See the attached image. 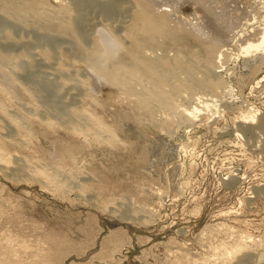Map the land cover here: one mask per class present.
I'll return each mask as SVG.
<instances>
[{
    "label": "rangeland",
    "instance_id": "374dc122",
    "mask_svg": "<svg viewBox=\"0 0 264 264\" xmlns=\"http://www.w3.org/2000/svg\"><path fill=\"white\" fill-rule=\"evenodd\" d=\"M66 1L44 0L42 8L17 20L0 13V264H181L189 253H210L207 264H222L210 251L214 254L224 239V248L246 239L255 245L249 254L227 258L229 264H264V50L245 53L240 47L242 39L264 29V0H228L226 10L212 0L205 5L120 0V8L111 7L112 0ZM137 1L168 12L172 27L188 29L198 39L218 37L211 21L228 24L229 41L221 47V61L209 66L166 46L155 33L156 46L143 50L162 61L159 72L145 69L148 74L139 81H128L135 83L136 95L161 90L166 104L152 101L151 114L131 119L124 117L133 112L130 105L120 100L125 88L97 78L77 43L91 47L105 26L123 36L132 20L129 6ZM65 3L73 7V25L86 34L81 40L49 27ZM76 5H86L84 17L74 13ZM105 39L97 54L105 57L94 62L100 69L125 53L118 42ZM188 46L202 50L193 41ZM10 76L20 92L7 86ZM85 115L104 119L97 121L102 135L72 128V119ZM71 147L77 152L66 155ZM69 156L70 164H61Z\"/></svg>",
    "mask_w": 264,
    "mask_h": 264
},
{
    "label": "bare ground",
    "instance_id": "6f19581e",
    "mask_svg": "<svg viewBox=\"0 0 264 264\" xmlns=\"http://www.w3.org/2000/svg\"><path fill=\"white\" fill-rule=\"evenodd\" d=\"M16 0H0V13H7V15H8V13H10V15L12 14L14 17H15V19L17 20V19H19V15L20 14H22V13H27V12H32V11H34L37 7H38V9L39 8H42L45 4V2H44V0H22V1H20V0H18V1H20L19 3H16L15 2ZM61 1V0H60ZM83 1V0H82ZM133 1V0H132ZM154 1V5H155V0H153ZM182 1V0H181ZM189 1V0H188ZM195 1H197L198 3H202V4H209V3H211L209 0H195ZM213 2H215V4H216V8H223V9H225L226 10V7H227V1L228 0H212ZM230 1V0H229ZM254 1V0H253ZM63 2H64V0H63ZM65 2H67L66 0H65ZM75 2V1H74ZM73 2V3H74ZM180 2V1H179ZM190 2V1H189ZM236 2V1H235ZM242 2H244V1H242ZM248 2V1H247ZM79 4H80V2H78ZM82 3V2H81ZM130 3V2H129ZM169 3V2H168ZM171 3V2H170ZM191 3H193V2H191ZM190 3V4H191ZM233 3V2H232ZM258 3V2H257ZM263 3H264V1H263ZM262 3V4H263ZM109 4V3H108ZM156 4H158V2L156 3ZM236 3H234V5H235ZM237 4H239V2L237 3ZM242 4V3H241ZM248 4V3H247ZM172 4H170V6H171ZM196 5V4H195ZM249 5V4H248ZM252 5V4H251ZM257 5V4H256ZM85 7H86V5H84ZM84 6H80V5H76V7L74 8L75 9V11H74V13H76L77 12V14L76 15H81V14H83L84 13V11L86 12V9H84ZM110 6L111 7H121V6H123L122 4H121V2H120V0H112L111 1V3H110ZM201 6V5H200ZM243 6V5H242ZM250 6V5H249ZM160 8H161V6H159ZM175 7V6H174ZM178 7V6H177ZM250 7H252V6H250ZM260 7H261V5H260ZM129 8H131V18H132V20H131V23L129 24V26H127V28L124 26L123 27V29L124 28H126L125 29V33H124V35L123 36H120L119 34V36L118 35H116V34H114V33H112L111 31H109L108 29H106L105 27H103V28H100L101 29V38H93V37H91V38H93L92 40H91V47H87V46H85V45H83V43L84 42H80V43H77V44H79V50H80V52L82 53V55L85 57V59L87 60V61H89L90 60V67H91V69H94V70H96L95 71V73H96V75L98 76L97 78H100V79H104L106 82H108V81H111V82H115V83H117V84H119V85H121V86H123V88H125L122 92V96H123V98H120V100H123V102L124 101H127L128 102V104L130 105V107H131V111H133V112H131V113H129V111L127 112V114H125L124 115V117L125 118H131V116L133 117V116H137L138 114L139 115H141V114H151V111H150V104H151V102L152 101H158V102H160V103H162V105L163 104H166V102L163 100V96H162V93H161V90H158V89H156V90H154V89H151L150 91L148 90H146V92H149V94L150 95H148V94H145L144 93V95H136V87L134 86V84L135 83H132V85H131V82L130 81H128V79H137L138 81H139V79H141L142 77H144L146 74H148V73H145V69L148 71V70H152L153 68L152 67H154V68H156V71H158L159 72V70H157V68L159 67V63H162V61H160L159 63L157 62V60H155L152 56H150L148 53H146V51H144L143 49L145 48H148V47H152L153 46V43H154V45L156 46V44H155V42L154 41H156V40H159V39H157V36L155 35V33H161V36L163 37V39H162V41H160V42H163V43H165L166 44V46L167 45H174V46H176V48H181L180 50L181 51H184L185 53L187 52H189L190 53V55H191V58H197V60H199L200 62H202L203 64H209V66L210 65H215L214 63H217V62H220L221 61V59L223 58V55H224V50H222L221 49V47L225 44V43H227L228 41H229V34H228V27L229 26H227L228 24H223L222 22H219L218 20V22L217 21H215V20H213V21H211V26H212V28H213V31L217 34V38L215 39V40H213V41H206V40H202L201 38L200 39H198V37H196V35L194 34V32L192 33L190 30H188V29H180V28H177V27H172L171 26V24H170V22H169V16L167 15V13H165V12H163L161 9V11L159 10V9H156L153 5H152V3H150L149 1H137L132 7H130L129 6ZM128 8V9H129ZM158 8V7H157ZM180 8V7H179ZM232 8H234V6L232 7ZM245 8V7H244ZM254 8V7H253ZM257 8V7H256ZM202 9V8H201ZM206 9V8H205ZM212 12H213V9L212 8H209ZM240 9V8H239ZM250 9V8H249ZM262 9V8H261ZM261 9H259V10H261ZM125 10V9H124ZM177 10V9H176ZM219 10V9H218ZM235 10V9H234ZM233 10V11H234ZM252 10V9H251ZM254 10V9H253ZM38 11V10H37ZM40 11V10H39ZM45 11V10H44ZM178 11V10H177ZM230 11V10H229ZM255 11V10H254ZM253 11V12H254ZM258 11V10H257ZM262 11V10H261ZM264 11V10H263ZM41 12H43V11H41ZM171 12V11H170ZM209 12V11H208ZM226 12V11H225ZM228 12V11H227ZM232 12V11H231ZM231 12H229V13H231ZM240 12H242V11H239V13ZM244 12L246 13V11L244 10ZM34 13H35V11H34ZM44 13V12H43ZM56 13V12H55ZM215 13V12H214ZM219 13V12H218ZM217 13V14H218ZM238 13V14H239ZM252 13V12H251ZM256 13V12H255ZM41 14V13H40ZM85 14V13H84ZM84 14L83 15H81V17H84ZM170 14V13H169ZM175 14V13H174ZM211 14H213V13H211ZM228 14V13H227ZM232 14H235V12L233 13H231V15ZM247 14V13H246ZM245 14V15H246ZM263 14V13H262ZM9 15V16H10ZM27 15H28V13H27ZM47 15V14H46ZM50 15V14H49ZM55 15V14H54ZM52 16V17H54V19L55 20H53L52 19V22H51V24H50V28H52L53 27V29L55 28V29H57V31L58 32H62V33H66V34H69V35H72V36H74V37H77L79 40H81V37H86V34H84L83 32H81L76 26H74L73 25V23H72V21H71V19H72V16H73V7L70 5H67L66 3L63 5V8L61 9V10H59L57 13H56V15L55 16ZM171 15V14H170ZM198 15L200 16L201 14H199L198 13ZM230 15V14H229ZM1 16V15H0ZM23 16V15H22ZM22 16H20V17H22ZM129 16V15H128ZM215 16V15H214ZM223 16V15H222ZM225 16H226V13H225ZM233 16V15H232ZM235 16V15H234ZM236 16H238L237 14H236ZM240 16V15H239ZM244 16V15H243ZM251 16V15H250ZM262 16V15H261ZM24 17V16H23ZM51 17V18H52ZM78 17V16H77ZM178 17V16H177ZM185 17V16H184ZM189 17V16H188ZM190 17H192L191 15H190ZM197 17V16H196ZM216 17V16H215ZM224 17V16H223ZM246 17V19H247V15L245 16ZM12 18V17H11ZM78 18H80V17H78ZM130 18V17H129ZM180 18V17H179ZM220 18H221V16H220ZM233 18V17H232ZM244 18V17H243ZM192 19H194V18H192ZM197 19V18H196ZM217 19V18H216ZM14 20V19H13ZM81 20H83V19H81ZM84 20H86V19H84ZM186 20H187V18H186ZM236 20V19H235ZM255 20V19H254ZM254 20L252 21V22H254ZM257 20V19H256ZM259 20V19H258ZM3 21V20H2ZM5 21V20H4ZM26 21V20H25ZM74 21V20H73ZM76 21V20H75ZM87 21V20H86ZM126 21V20H125ZM125 21H124V23H125ZM128 21V20H127ZM185 21V20H184ZM195 21H197V20H195ZM223 21V20H222ZM239 21V20H238ZM238 21H236L237 23H239ZM242 21V20H241ZM1 22V21H0ZM78 22V21H77ZM82 22V21H81ZM84 22V21H83ZM88 22V21H87ZM129 22V21H128ZM176 22V21H175ZM181 22H182V20H181ZM190 22V21H189ZM194 22V21H193ZM248 22V21H247ZM251 22V21H250ZM7 22H5V24H6ZM13 23V22H12ZM25 23H28V22H25ZM80 23V22H79ZM192 23V22H191ZM236 23V24H237ZM246 23V22H245ZM4 24V23H3ZM8 24V23H7ZM82 24V23H81ZM84 24H85V22H84ZM248 24V23H247ZM264 24V23H263ZM125 25V24H124ZM238 25H240V24H238ZM252 25V24H251ZM85 26H86V24H85ZM87 26H89V24L87 25ZM97 26V25H96ZM96 26H95V28H96ZM99 26V25H98ZM194 26V25H193ZM201 26V25H200ZM264 26V25H263ZM262 26V27H263ZM83 28H84V26H82ZM242 27H244V24H243V26ZM82 28V29H83ZM110 28V27H109ZM198 28H199V25H198ZM240 28V27H239ZM86 29V28H85ZM87 29H88V27H87ZM110 29H112V28H110ZM196 29V28H195ZM205 29H207V28H205ZM258 30H259V28H257ZM7 30V29H6ZM96 30V29H95ZM200 30V29H199ZM234 30V29H233ZM252 30V29H251ZM10 31V30H9ZM80 31V32H79ZM84 31V30H83ZM157 31V32H156ZM194 31V30H193ZM208 31V30H207ZM235 31V30H234ZM238 31V30H237ZM256 31V30H255ZM113 32H115V31H113ZM210 32V31H209ZM249 32V31H248ZM12 33V32H11ZM11 33H9V32H7L6 33V35L9 37L10 36V34ZM185 33V34H184ZM2 34H4V31H3V33ZM97 34V33H96ZM241 34V33H240ZM244 35H245V33H243ZM260 34V35H259ZM64 35V34H63ZM175 35V36H174ZM236 35V34H235ZM2 36H4V35H2ZM7 36H4V37H7ZM66 36V35H65ZM177 36H181L182 37V39L181 40H179L180 42L179 43H181V45H178L179 43H178V41H177ZM197 36H199V35H197ZM240 36V35H239ZM12 37V35L10 36V39H12L11 38ZM87 37L89 38V36L87 35ZM111 38V40L112 41H116V42H118L119 44H120V46H121V48H122V51H124L125 53L124 54H122L121 56H120V58H115V56H114V58L116 59V61L112 58L111 59V57H110V59H109V61L106 63V64H102V69H104V70H102V69H100V68H98L97 66H95V63L97 62L98 63V65H99V63H100V58L98 57L100 54V56H103V57H105L104 55H105V52L103 53L102 51V53H99V55L97 56V54H98V48L100 47V43L101 42H105V41H107L105 38ZM125 37H128L130 40L129 41H126L124 38ZM15 38V37H14ZM45 38H47V39H49L48 37H45ZM76 38V39H77ZM208 38H210V37H208ZM240 38V37H239ZM238 38V39H239ZM42 39V38H41ZM40 39V40H41ZM75 39V40H76ZM50 40V39H49ZM51 40H52V38H51ZM50 40V41H51ZM240 40V39H239ZM239 40H237V41H239ZM243 40V47L242 46H240L241 48H243V51L245 52V53H250V52H257V51H260V50H264V29H262V31H259V32H257L256 34H255V36H254V38H252L251 36L248 38V37H246V38H244V39H242ZM245 40V41H244ZM17 41V40H16ZM135 41V42H134ZM189 41H193V42H195V43H197L198 45H200V46H202V50L201 49H199L200 50V52H197V51H195V50H193L192 48L190 49L189 48ZM233 41V40H232ZM12 42V41H11ZM43 42V41H42ZM46 42H47V40H46ZM68 42V41H67ZM160 42L158 43V45L160 44ZM234 42V41H233ZM232 42V43H233ZM17 43V42H16ZM48 43H50V42H48ZM48 43H47V45H48ZM239 44H240V42H238ZM7 44V43H6ZM18 44V43H17ZM36 45V44H35ZM102 45H104V46H106L105 45V43L104 44H102ZM190 45H191V43H190ZM195 45V44H194ZM23 46H24V44H23ZM236 46V45H235ZM139 47V48H138ZM163 47V46H162ZM227 47V46H226ZM40 48V47H39ZM224 48V47H223ZM50 49H52V48H50ZM100 49V48H99ZM102 50H103V48H101ZM230 49V48H229ZM228 49V50H229ZM45 50H46V48H45ZM48 50V49H47ZM126 50V51H125ZM227 50V51H228ZM232 50V49H231ZM231 50H229V52L231 51ZM50 51V50H49ZM48 51V52H49ZM110 51V50H109ZM107 52V53H109V55H113V53L112 54H110V52ZM242 51V50H241ZM79 52V53H80ZM100 52V51H99ZM112 52V51H111ZM244 52H243V54H244ZM45 53V52H44ZM50 53H51V51H50ZM64 53V52H63ZM78 53V54H79ZM80 53V54H81ZM186 53V54H187ZM188 53V54H189ZM233 53V52H232ZM259 53V52H258ZM12 54V53H11ZM69 54V53H68ZM185 54V55H186ZM241 54H242V52H241ZM253 54V53H252ZM44 55H46L47 57H48V53H46V54H44ZM55 55V54H54ZM108 55V54H107ZM108 55V56H109ZM153 55V54H152ZM184 55V54H183ZM244 55H246V54H244ZM52 56V55H51ZM107 56V57H108ZM182 56V55H181ZM227 56V55H226ZM231 56V55H230ZM229 56V57H230ZM233 56V55H232ZM260 56V55H259ZM4 57V56H3ZM2 57V58H3ZM68 57V56H67ZM80 57H82L81 55H80ZM246 57V56H245ZM252 57V56H251ZM255 57V56H254ZM162 58V57H161ZM232 58V57H231ZM258 58V57H257ZM260 58V57H259ZM180 59V58H179ZM251 59V58H250ZM261 59V58H260ZM162 60H163V58H162ZM168 60V59H167ZM181 60V59H180ZM225 60V59H224ZM235 60H236V58H235ZM246 60V59H245ZM5 61H7V60H5ZM164 61V60H163ZM189 61V60H188ZM227 61V60H226ZM249 61V60H248ZM253 61V60H252ZM257 61V60H256ZM255 61V62H256ZM261 61H264V59L262 58V60ZM95 62V63H94ZM190 62V61H189ZM194 62H196V61H194ZM194 62H192L193 64H194ZM233 62V61H232ZM94 63V64H93ZM173 63V62H172ZM180 63V62H179ZM182 63V62H181ZM187 63V62H186ZM223 63V62H222ZM259 63V62H258ZM164 64H165V62H164ZM163 64V65H164ZM187 64H189V63H187ZM105 65H106V67H105ZM162 65V64H161ZM181 65H183V63L181 64ZM194 65H197L196 63L194 64ZM199 65V64H198ZM218 65V64H217ZM103 66H104V68H103ZM221 66V65H220ZM9 67V66H8ZM96 67V68H95ZM166 67V66H165ZM177 67V66H176ZM179 67H181V66H179ZM179 67H177V69L179 68ZM189 67H190V65H189ZM217 67V66H216ZM174 68V67H173ZM221 68V67H220ZM171 69V68H170ZM182 69V68H181ZM196 69V68H195ZM173 70V69H172ZM184 70V69H183ZM192 70V69H191ZM8 71V70H7ZM18 71V70H17ZM178 71V70H177ZM179 71H182V70H179ZM0 72H3V71H0ZM176 72V71H175ZM189 72V71H188ZM199 72V71H198ZM201 72V71H200ZM4 73H6V71H4ZM142 73V74H141ZM144 73V74H143ZM187 73V72H186ZM190 73V72H189ZM192 73V72H191ZM94 74V73H93ZM141 74V75H140ZM176 74V73H175ZM195 74V73H194ZM198 74V73H197ZM11 75H13V74H11ZM177 75V74H176ZM6 76L7 77H9V75L8 74H6ZM188 76H190V75H188ZM5 77V76H4ZM157 77V78H156ZM197 77V76H196ZM3 78V77H2ZM1 78V79H2ZM10 78L11 79H8V82H6V84H7V86H9V88L11 89V90H17L18 88H20L19 86H20V84L19 83H15L14 82V80L13 79H15V78H13V77H11L10 76ZM153 79H159L160 80V83H162V84H164L165 85V83H164V81H163V78L162 77H160V76H157V75H155L154 77H152ZM191 78V77H190ZM214 78V77H213ZM182 79H184V78H182ZM215 79V78H214ZM5 80V79H4ZM186 80H188V79H186ZM196 80V79H195ZM202 80V79H201ZM134 80H132V82H133ZM99 82V81H98ZM151 82V81H150ZM219 83V82H218ZM51 84V83H50ZM50 86H52V85H50ZM47 87H48V85H47ZM52 88V87H51ZM144 88V87H143ZM22 89V88H21ZM46 89V88H45ZM150 89V88H149ZM19 90V89H18ZM21 90H19V92H20ZM144 91V90H143ZM163 91V90H162ZM13 92H15V91H13ZM18 92V91H17ZM24 92V91H23ZM93 92V91H92ZM55 93V92H54ZM54 93H53V95H54ZM139 93V92H138ZM13 94V93H12ZM140 94H141V91H140ZM14 95H16V94H14ZM92 95V94H91ZM18 96V95H17ZM17 96H15V98L17 97ZM25 96V95H24ZM120 96V95H119ZM55 97H57V96H55ZM55 97H53V99L55 98ZM50 99H51V97H49ZM63 99V98H62ZM56 100V99H55ZM151 100V101H150ZM8 102V101H7ZM57 103V102H56ZM125 103V102H124ZM98 104V103H97ZM171 104V103H170ZM66 105V104H65ZM67 105H69V104H67ZM110 105V104H109ZM2 106V105H1ZM45 106V105H44ZM65 107V106H64ZM126 107H128V106H126ZM152 107V106H151ZM166 107V106H165ZM178 107H180V106H178ZM184 107V106H183ZM173 108V107H172ZM9 109V108H8ZM70 109L72 110H74V107L73 108H71L70 107ZM69 109V110H70ZM186 109V108H185ZM193 109V108H192ZM207 109V108H206ZM67 110V109H66ZM65 110V111H66ZM69 110H68V112H69ZM122 110V109H121ZM63 111V110H62ZM77 111H78V109H77ZM94 111H95V109H94ZM98 111V110H97ZM96 111V112H97ZM102 111V110H101ZM123 111V110H122ZM189 111V110H188ZM187 111V112H188ZM193 112L194 111H196V110H192ZM200 111V110H199ZM161 112V111H160ZM191 112V111H190ZM189 112V113H190ZM67 113V112H66ZM72 113V112H71ZM80 113H81V111H80ZM124 113H126V111L124 112ZM133 113V114H132ZM153 113V112H152ZM158 113V112H157ZM188 113V114H189ZM13 114V113H12ZM97 114H99L98 112H97ZM8 115V114H7ZM80 115V114H79ZM100 115V114H99ZM98 115V116H99ZM192 115H193V113H192ZM256 115V114H255ZM12 116V115H11ZM10 116V117H11ZM64 116V115H63ZM62 116V117H63ZM71 116V115H70ZM75 116V115H74ZM86 116V115H85ZM81 117V119H80V117L79 118H73L72 119V124H70V125H72V128H74V130H76V131H81V132H83L84 134H94V135H102V130H101V128L102 127H100V125H99V122H97V121H100V122H102L104 119H102V117H97V116H90V115H87L86 117ZM148 116V115H147ZM177 116V115H176ZM194 116V115H193ZM192 117V116H191ZM15 118V117H14ZM64 118V117H63ZM252 118V117H251ZM255 118V117H254ZM13 119V118H12ZM11 119V120H12ZM132 119V118H131ZM176 119V118H175ZM253 119V118H252ZM18 120H20L19 118H18ZM17 120V121H18ZM62 120V119H61ZM67 120V119H66ZM10 121V120H9ZM14 121V120H13ZM21 121V120H20ZM36 121V120H35ZM129 121V120H128ZM22 122V121H21ZM70 122V123H71ZM140 123V122H139ZM68 124V123H67ZM103 124H104V122H103ZM25 125H26V123H25ZM24 125V126H25ZM83 125L85 126L84 128L85 129H83ZM1 126V125H0ZM20 126V125H19ZM103 126V125H102ZM113 126V125H112ZM21 127V126H20ZM71 127V126H70ZM4 129V128H3ZM114 129V131L116 130L115 129V127L113 128ZM111 131V130H110ZM171 131V130H170ZM112 132V131H111ZM115 133V132H114ZM74 134V133H73ZM87 135V136H88ZM32 136V135H31ZM2 137V136H1ZM87 138V137H86ZM85 140V139H84ZM74 141V140H73ZM80 142V141H79ZM22 143V142H21ZM89 142L88 141H85V144H88ZM28 144V143H27ZM67 145H69V144H67ZM83 145V144H82ZM70 146L71 145H69V148H70ZM72 146H74V145H72ZM78 148H77V150L79 149V146H77ZM109 147V146H108ZM76 148V147H75ZM88 148H90V147H88ZM84 150V149H83ZM76 150L73 148L72 149V147H71V150H67V151H63V152H65V154L67 155V154H69V155H72V154H74V152H75ZM77 152V151H76ZM94 155V154H93ZM73 156H75V155H73ZM73 156L71 157V159H73ZM65 159H63L62 161H61V164H66V163H68L69 161H71V159H70V156L67 158V157H64ZM73 162H74V160H73ZM60 164V163H59ZM68 164H70V163H68ZM74 164H76V162L74 163ZM4 165V164H3ZM72 165V164H71ZM70 165V166H71ZM30 166V165H29ZM69 166V167H70ZM74 166V165H73ZM42 167V166H41ZM28 168V167H27ZM30 168V167H29ZM54 168H56V166L54 167ZM58 166H57V170H58ZM63 169V168H62ZM94 169V168H93ZM33 170V169H32ZM54 170V169H53ZM74 170V169H73ZM91 170V169H90ZM34 171H37V170H34ZM45 171H47V170H45ZM54 171H56V169L54 170ZM53 171V172H54ZM60 171V170H59ZM93 171H95V170H93ZM39 172V171H38ZM35 173V172H34ZM37 173V172H36ZM95 173V172H94ZM38 174V173H37ZM40 174V173H39ZM56 174H57V172H56ZM60 174V173H59ZM76 174V173H75ZM93 174V173H92ZM101 174V173H100ZM70 175V174H69ZM94 175V174H93ZM46 176H48V178L49 177H53V178H55L57 175H51V176H49L48 175V173H47V175ZM60 177V176H59ZM47 178V179H48ZM66 181V180H65ZM168 191V190H167ZM9 198V197H8ZM111 199V198H110ZM113 199V198H112ZM112 199H111V201H112ZM113 203H114V200H113ZM142 207V206H141ZM210 226V225H209ZM211 227V226H210ZM215 227V226H214ZM216 228H218L217 226H216ZM208 229H209V227H208ZM208 229H206V231L208 230ZM126 230V229H125ZM123 231V230H122ZM205 231V230H204ZM210 231L211 232H213L212 234L214 235V233L215 234H217V235H219L217 232H219V231H217L215 228H211L210 229ZM226 231H228V228H227V230ZM127 232V231H126ZM229 232V231H228ZM120 233H122V232H120ZM206 234H207V232H206ZM211 234V235H212ZM225 234L227 235V233L225 232ZM232 234V233H231ZM117 235V234H116ZM202 235V234H201ZM223 235V234H222ZM232 235H234V234H232ZM238 235V234H237ZM203 236V235H202ZM205 236V235H204ZM203 236V237H204ZM207 236V235H206ZM231 236V235H230ZM110 237V236H109ZM202 237V238H203ZM218 237V236H217ZM224 237V236H223ZM227 237H229V235L227 236ZM237 237V236H236ZM251 237V236H250ZM117 238V237H116ZM121 238H122V236H121ZM225 238V237H224ZM238 238V237H237ZM240 238H242V237H240ZM253 238V237H252ZM110 239V238H109ZM118 239V238H117ZM123 239H124V237H123ZM126 239V238H125ZM124 239V240H125ZM130 239V238H129ZM208 239V238H207ZM214 239H216L215 237H214ZM218 239V238H217ZM236 239V238H235ZM119 240V239H118ZM121 240V239H120ZM175 240V239H174ZM232 241L234 240V239H231ZM256 240V239H255ZM172 241V240H171ZM204 242H205V240H203ZM213 241V240H212ZM214 241H216V240H214ZM231 241V242H232ZM260 241V240H259ZM121 242V241H120ZM119 242V243H120ZM129 244H131V241L130 240H128L127 241ZM209 242V241H208ZM223 242L225 243L226 242V239H224L223 241H222V246L220 247V248H218V249H216V251L214 252V254L212 253V250L210 251L211 252V254H212V256H214V255H217L218 256V258H221V261L220 262H222V264H229V261H227L228 259L227 258H229L230 256H232V255H234V256H238V257H240V256H243V255H246V254H249L251 251H252V249H253V245L254 244H249V242L247 241V239H246V241H244L245 243H240L239 241L237 242L236 241V244H231V246H228V247H223ZM252 242V241H251ZM70 243V242H69ZM176 243V242H175ZM233 243V242H232ZM118 244V243H117ZM230 244V243H229ZM257 245V244H256ZM114 246V245H113ZM255 246V245H254ZM206 247V246H205ZM223 247V248H222ZM206 248H208V247H206ZM215 248V247H214ZM185 249V248H184ZM119 250V249H118ZM113 251V250H112ZM185 251H187V250H185ZM192 251V250H191ZM114 252V251H113ZM117 252V251H116ZM181 252H183V251H181ZM175 253V252H174ZM185 254H186V252H185ZM207 254V253H206ZM178 255V254H177ZM208 255L210 256V253H208ZM208 255H203V256H201V255H199V254H192V253H189V254H186L181 260H182V262H181V264L182 263H184V264H207L210 260H212L213 258H211V257H209ZM216 256V257H217ZM152 258V257H151ZM168 258V257H167ZM180 258V257H179ZM259 258V257H258ZM232 259V258H231ZM2 260V259H1ZM10 260H12V259H10ZM14 260V259H13ZM220 260V259H219ZM233 260V259H232ZM111 261V260H110ZM254 261V260H253ZM258 261V260H257ZM15 262V261H14ZM105 262V261H104ZM156 262V261H155ZM5 263V262H4ZM111 263V262H110ZM254 263V262H253ZM7 264H9V263H7ZM15 264V263H14ZM17 264V263H16Z\"/></svg>",
    "mask_w": 264,
    "mask_h": 264
}]
</instances>
